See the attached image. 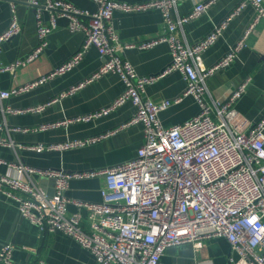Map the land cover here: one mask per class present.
Returning a JSON list of instances; mask_svg holds the SVG:
<instances>
[{
    "label": "built area",
    "instance_id": "2783aa9c",
    "mask_svg": "<svg viewBox=\"0 0 264 264\" xmlns=\"http://www.w3.org/2000/svg\"><path fill=\"white\" fill-rule=\"evenodd\" d=\"M95 1L97 11L89 12L67 0H27L36 10V47L25 59L10 63L0 59V73L15 74L19 67L38 58L48 45V36L58 28L60 17L68 19L72 31H82L84 41L78 51L50 72L10 89L0 87V113L44 110L51 101L25 109L15 108L7 101L13 95L28 92L75 69L93 48L104 58L101 67L61 95L108 72L120 76L124 89L109 105L94 113L38 127H9L6 122H0V131L6 128L10 135L0 134V147H19L38 153L71 149L138 123L144 125V143L134 158L89 170L40 168L0 157V163L6 162L16 171L0 174V200L4 195L15 199L20 215L41 231H61L72 237L91 252L96 264H167L162 257L168 247L192 243L200 248L205 241L216 237L226 238L245 264H264V114L250 122L237 108L251 78L243 80L224 100L213 98L207 85L215 73L233 62L264 19V0H240L207 36L192 44L178 37L175 30L201 16L217 0L200 1L186 16L177 19L170 11L183 0ZM9 2L13 18L0 32V46L23 30L16 17L15 0ZM248 5L254 8V13L239 40L216 63L207 66L203 53L223 35L230 20ZM150 9H160L167 24L166 32L139 42H124L114 27L115 11ZM160 42L169 43L172 60L158 74H140L122 55L124 48L148 49ZM175 71L186 82L179 97L154 100L146 95L147 84ZM186 95L196 98L199 112L183 123L164 126L159 113ZM127 101L134 103V113L106 134L32 145L17 144L11 138V132L52 129L107 115ZM38 177L54 180L52 194L40 184ZM99 177L104 179L100 200L67 196L71 180ZM70 204L76 207L71 214L68 213ZM84 209L90 229L83 222ZM13 250L10 242L2 246L0 264H13ZM29 264L48 262L38 260Z\"/></svg>",
    "mask_w": 264,
    "mask_h": 264
},
{
    "label": "crops",
    "instance_id": "0c3cea01",
    "mask_svg": "<svg viewBox=\"0 0 264 264\" xmlns=\"http://www.w3.org/2000/svg\"><path fill=\"white\" fill-rule=\"evenodd\" d=\"M67 1L89 12H96L98 9L95 0ZM200 1L203 0L179 2L177 7L170 11L172 17L177 19L181 15L186 16ZM239 2L240 0H217L201 16L179 25L175 30L176 35L191 44L201 40L227 17ZM15 9L23 30L21 34L3 42L0 46V59L4 63L25 59L37 44L35 8L27 0H15ZM253 13L254 8L248 5L230 20L223 35L203 53V61L207 66L216 63L236 44ZM162 15L160 9L115 11L113 23L124 42L134 43L166 32L167 24ZM12 18L9 0H0V32L7 28ZM84 20L88 21V18ZM58 22V28L48 36V45L38 58L19 67L15 74L8 71L0 73L1 88L10 89L34 80L50 72L79 50L84 41V33L69 29L66 17H60ZM122 55L143 75L160 73L172 60V50L168 42H160L148 49L138 46L124 48ZM103 61L104 58L97 48L90 49L75 69L28 92L18 96L13 95L7 101L13 107L22 109L51 101L44 110L20 114L0 113V122H6L9 127H38L52 121L99 111L109 105L124 89L125 84L115 72H108L67 95L61 94L85 80L101 67ZM246 78L251 79L244 95L237 103V108L242 116L251 122L258 120L264 114V19L249 35L245 47L238 52L233 62L215 73L208 80L207 85L213 98L224 100ZM185 86L183 75L175 71L147 84L146 95L154 100H174L183 93ZM199 108L196 98L193 95H186L179 102L162 110L159 113L160 121L166 127L183 123L196 115ZM135 109L134 103L127 101L107 115L87 121L70 122L68 125L52 129L11 132V138L21 145L62 143L89 138L118 128ZM0 134L10 136L6 128L0 131ZM144 140V125L138 123L112 132L99 141L71 149L38 153L19 147L1 146L0 157L4 161H22L40 168L89 170L112 166L134 158ZM15 172V169L6 162L0 163V174ZM38 180L50 194L54 192L53 179L38 177ZM103 185L104 179L101 177L71 180L66 194L81 200H100ZM69 209L68 213L71 214L76 207L70 204ZM83 212L85 228L90 229L91 224L85 209ZM13 227L14 232L9 241ZM13 238L15 242L12 241ZM9 242L14 245L13 264H29L38 260H44L48 264H96L91 252L72 237L61 231H41L39 226L20 215L18 202L15 199L4 195L0 200V250ZM162 259L167 264H245L240 253L234 250L224 237L208 239L200 248H196L192 243L170 246L165 250Z\"/></svg>",
    "mask_w": 264,
    "mask_h": 264
},
{
    "label": "water",
    "instance_id": "95a60500",
    "mask_svg": "<svg viewBox=\"0 0 264 264\" xmlns=\"http://www.w3.org/2000/svg\"><path fill=\"white\" fill-rule=\"evenodd\" d=\"M13 232H14V227H13V228L11 229V231H10L9 238H8L9 241H10V239L12 238ZM12 241L15 242V239L13 238Z\"/></svg>",
    "mask_w": 264,
    "mask_h": 264
}]
</instances>
